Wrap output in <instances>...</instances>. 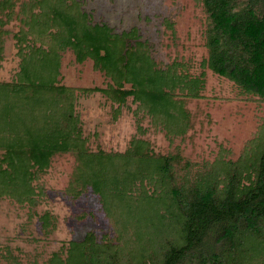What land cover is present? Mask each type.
Returning <instances> with one entry per match:
<instances>
[{
	"label": "trees",
	"instance_id": "trees-1",
	"mask_svg": "<svg viewBox=\"0 0 264 264\" xmlns=\"http://www.w3.org/2000/svg\"><path fill=\"white\" fill-rule=\"evenodd\" d=\"M200 1L208 21L202 65L264 104V0ZM11 33L18 69L0 80V200L36 208L44 196L37 182L53 158L70 155L66 196L91 193L111 226L100 238L89 231L70 241L44 264H264V117L237 159L221 148L202 169L186 162L182 175L177 154H155L142 138L123 152L93 150L77 92H100L116 105L114 119L130 98L138 132L142 115L172 140L190 128L185 99L199 97L202 77L183 73L178 61L159 66L137 28L95 22L82 0H0V67ZM67 50L77 63L91 60L107 87L61 84ZM52 220L39 216L45 231Z\"/></svg>",
	"mask_w": 264,
	"mask_h": 264
},
{
	"label": "rangeland",
	"instance_id": "rangeland-1",
	"mask_svg": "<svg viewBox=\"0 0 264 264\" xmlns=\"http://www.w3.org/2000/svg\"><path fill=\"white\" fill-rule=\"evenodd\" d=\"M95 22H106L116 32L137 28L143 40L151 46L152 57L159 66L173 61L182 63L183 73L202 77L198 98L185 99L190 114V128L181 137L168 139L165 132L151 126L140 115L141 129L133 115L136 108L129 98L117 118L116 108L100 92L78 93L76 111L83 135L93 150L123 152L133 137L149 142L155 154H177L179 172L186 162L202 169L212 162L219 150L238 158L243 147L256 133L264 117V104L257 98L241 95L230 81L215 75L202 63L207 59L205 32L207 15L200 0H82ZM16 22L7 27L12 33ZM12 33L6 38L0 80L11 81L18 69L15 41ZM61 84L76 89H105L110 82L93 68V62L77 63L71 51L62 54ZM75 162L70 155L53 158L52 164L37 185L44 196L38 206L29 209L6 198L0 200V262L2 264H44L54 252L70 241L81 240L89 231L98 237L111 231L107 219L99 210L97 197L88 193L72 201L65 194ZM193 171H195L193 169ZM53 216L47 231L39 216Z\"/></svg>",
	"mask_w": 264,
	"mask_h": 264
}]
</instances>
